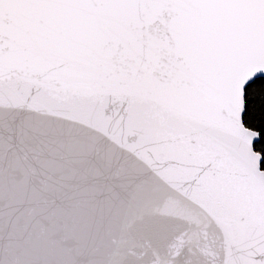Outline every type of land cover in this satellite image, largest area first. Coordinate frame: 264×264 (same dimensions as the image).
Masks as SVG:
<instances>
[{"label": "snow or ice", "instance_id": "1", "mask_svg": "<svg viewBox=\"0 0 264 264\" xmlns=\"http://www.w3.org/2000/svg\"><path fill=\"white\" fill-rule=\"evenodd\" d=\"M253 2L259 20L250 25L239 16L241 0H32L46 55L25 69L18 78L23 86H14L9 97L0 87V200L9 201V210L0 209V231L22 224L36 236L29 253L35 258L15 264H111L102 246L124 247L123 228L133 219L150 223L149 238L161 247L184 246V226L153 211L163 187L176 185L146 147L152 131L180 113L167 98L145 109L129 91L122 101L126 133L125 117L114 123L100 104L106 89L127 82L87 57L101 40L118 46L124 36H142L135 14L141 4L168 10L182 52L177 74L200 101L196 117L222 134L207 142L209 169L215 157L231 159L233 153L253 166V140L264 152V0ZM16 3L0 0V17ZM108 51L105 46L99 54ZM3 80L0 64V85ZM129 134L138 136L136 142L129 143ZM9 169L18 173L10 186ZM186 198L199 203L196 191ZM186 211L197 223L199 211L223 226L202 203ZM68 240L78 246L65 247Z\"/></svg>", "mask_w": 264, "mask_h": 264}, {"label": "water", "instance_id": "2", "mask_svg": "<svg viewBox=\"0 0 264 264\" xmlns=\"http://www.w3.org/2000/svg\"><path fill=\"white\" fill-rule=\"evenodd\" d=\"M238 13L247 24L259 20L253 0H241ZM135 14L143 24L142 36H124L118 46L106 45L101 40L87 60L96 69L127 82L126 88L106 89L100 104L114 123L125 117L126 133L127 103L122 101L129 91L142 98L141 107L145 109L167 98L174 111L180 113L168 125L157 126L146 147L155 150L149 154L160 168L168 170L176 185L163 187V195L158 197L153 211L164 213L169 223L182 224L187 235L183 237V247L164 248L149 238L154 231L150 223L129 220V226L123 228L127 244L122 248L102 246L104 258L111 264H157L163 259L171 260L172 264H264L263 156L255 150L253 140L252 152L256 157L253 166L233 153L231 159L215 157L218 162L209 169L212 157L205 151L207 142L222 134L196 117L200 101L184 88L183 79L177 74L175 62L182 52L176 48L173 14L154 10L146 3L136 8ZM105 46L109 49L107 55H100L99 49ZM44 55L32 0H17L16 6L0 17V64L4 69L0 87L6 98L14 86H23L18 78L25 69L31 70ZM127 138L134 143L138 136L129 134ZM197 176L202 178L194 189ZM6 178L10 186L18 173L9 169ZM193 191L198 197L197 204L186 198ZM8 203L7 199L0 200V209L9 210ZM201 203L212 209L223 226L213 215L197 211L194 213L199 218L197 223L187 214L186 209H198ZM35 244L31 228L9 225L0 231V264L34 259V254L29 253ZM77 246L75 241L65 242V247ZM177 251L179 255H175Z\"/></svg>", "mask_w": 264, "mask_h": 264}, {"label": "trees", "instance_id": "3", "mask_svg": "<svg viewBox=\"0 0 264 264\" xmlns=\"http://www.w3.org/2000/svg\"><path fill=\"white\" fill-rule=\"evenodd\" d=\"M256 150V148H255ZM263 156L262 169L264 170V152H259Z\"/></svg>", "mask_w": 264, "mask_h": 264}]
</instances>
